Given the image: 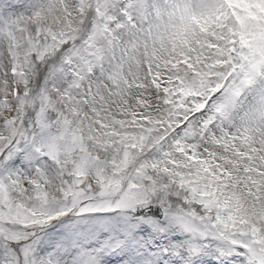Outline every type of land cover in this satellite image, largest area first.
<instances>
[{
	"label": "snow or ice",
	"instance_id": "6c2138e0",
	"mask_svg": "<svg viewBox=\"0 0 264 264\" xmlns=\"http://www.w3.org/2000/svg\"><path fill=\"white\" fill-rule=\"evenodd\" d=\"M217 262L264 264V0H0V264Z\"/></svg>",
	"mask_w": 264,
	"mask_h": 264
},
{
	"label": "clouds",
	"instance_id": "9594fccd",
	"mask_svg": "<svg viewBox=\"0 0 264 264\" xmlns=\"http://www.w3.org/2000/svg\"><path fill=\"white\" fill-rule=\"evenodd\" d=\"M68 2L71 3V0H68ZM121 99H123V98H121ZM135 101H136L135 92L129 93L128 98L125 99V101H124L125 105H127V109H126V110L131 111L133 108H135V106H136ZM246 108H247V105H245L244 107H242L241 109H239V111H238V117H237L238 120H239V116H242V115H243V113H244V111L246 110ZM105 158H106V157H105ZM89 178H90V174H89V176H86V177H85V179H89ZM92 182H93L94 184H97V187H99L97 181H95V180L93 179Z\"/></svg>",
	"mask_w": 264,
	"mask_h": 264
},
{
	"label": "rangeland",
	"instance_id": "374dc122",
	"mask_svg": "<svg viewBox=\"0 0 264 264\" xmlns=\"http://www.w3.org/2000/svg\"><path fill=\"white\" fill-rule=\"evenodd\" d=\"M48 231H51V229H49ZM56 231L57 232H64L65 230L63 228H60L59 226H57ZM157 247L158 246L154 244L152 246V249H149V251H154ZM48 251L51 252V251H53V249L52 248H49ZM62 258L65 259V260H70L71 259L70 256H63ZM207 259H213V257H210L209 256V257H207ZM217 264H218V262H217Z\"/></svg>",
	"mask_w": 264,
	"mask_h": 264
}]
</instances>
